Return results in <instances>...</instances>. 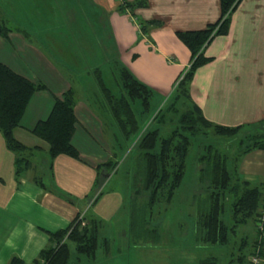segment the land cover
<instances>
[{
	"label": "crops",
	"instance_id": "1",
	"mask_svg": "<svg viewBox=\"0 0 264 264\" xmlns=\"http://www.w3.org/2000/svg\"><path fill=\"white\" fill-rule=\"evenodd\" d=\"M82 1L83 4L80 0L67 1L73 7L66 13L72 25V46L61 43L67 38L58 29L49 33L42 29L28 30L26 22L35 15L28 18L17 15V21L13 20L16 25L0 19L8 28L6 35L0 37V61L45 86L32 92L19 124L12 129V135L30 147V151L24 152L27 165L17 178L13 170L14 152L5 147L0 134V264H6L15 255L24 264H35L38 250L48 244L49 231L64 228L77 211L84 215L89 210L106 219L124 202L122 193L113 188L103 191L104 182L92 190V195L101 190L95 203L90 202L91 196H86L94 181V161L105 157L102 151L109 150L103 131L106 115L100 114L105 108L99 98L95 101L89 98L84 77L90 81V67L87 64L78 69L85 61L80 52L90 46L97 50L104 48L105 59L112 63L117 75L120 67H127L137 80L151 88L154 98H160L171 94L174 78L185 69L189 59L186 45L174 31L201 28L216 20L220 8L218 0H145V5L131 11L117 9L118 0ZM229 19L227 32L213 36L202 49L211 59L193 71L185 102L195 103L201 115L220 125L258 121L263 125L264 0H238ZM136 20L159 23L148 24L143 33L133 23ZM91 31L95 42L89 36ZM32 32L37 33V38H33ZM109 38L113 44L110 58ZM115 83L119 85L116 80ZM67 87L73 90L76 120L70 142L80 158L59 152L52 156L48 168L47 145L29 129L35 120L45 117L52 96ZM262 125L254 129L259 130ZM247 129L251 127H243L241 131ZM34 154H40L42 165L47 169L43 184L36 181L41 177L35 173ZM107 154L109 159L114 153ZM236 161L235 171L241 179L264 182L263 148H251ZM54 188L67 192L74 201L68 202Z\"/></svg>",
	"mask_w": 264,
	"mask_h": 264
},
{
	"label": "trees",
	"instance_id": "2",
	"mask_svg": "<svg viewBox=\"0 0 264 264\" xmlns=\"http://www.w3.org/2000/svg\"><path fill=\"white\" fill-rule=\"evenodd\" d=\"M237 1L218 0L220 8L216 20L207 22L201 28L174 31L179 41L186 45L189 59L185 69L181 70L174 78V84L170 91L172 102L169 108H173V102L177 99L186 101L189 96V79L193 71L197 65L211 59V56L203 54L202 49L213 36L227 32L229 14ZM145 4V0H121L116 7L120 10L131 11L133 8ZM136 23H138V29L145 33L148 24H158L159 22L136 20ZM7 29L0 21L2 36L6 35ZM93 77L95 80L93 82L95 86L97 84L100 91L102 106L110 113L122 138L128 139L129 136H134L132 144L135 145L136 155L130 173L131 191L127 220L129 236L139 240L145 238L144 235L147 231L155 232V228L146 223L148 209L160 199L167 201L170 198L183 176L184 157L190 141L189 137L200 132L205 133L207 130H212L219 135H235L242 132L243 137L238 140L236 152L232 155L218 150L210 143L204 144V151L198 156L200 162L198 178L201 183L203 182L204 196L200 201L202 207L195 215L194 234L198 240L203 242L225 243L228 240L229 231H232L239 222L252 219L254 224L256 216L264 209V182H248L241 179L235 170L236 160L241 154L251 148L264 149V124L262 125L258 121L246 125H220L208 121L201 115L199 107L190 102L186 109L178 113L175 125L163 135L159 133L157 126L147 127V123L139 130L135 114L147 109L152 94L151 88L139 79L137 80L127 67L118 69V83L123 90L118 95L111 93L110 88L103 82L99 74ZM44 87V83L30 80L0 61V134L5 147L14 152L15 178L27 165L28 158L24 152L30 151V147L21 144L12 135V129L19 124L21 114L32 92ZM52 97L53 100L45 117L35 120L29 129L32 134L43 139L47 145L48 168L51 167L52 156L59 152L80 158L76 147L70 142L76 122L73 90L71 87H67ZM133 102H137L136 107L133 106ZM149 120L148 123H151L152 120L160 122L163 120V116L157 110ZM259 125H262L263 128L255 130L254 128H258ZM247 126H250L251 129L241 131L243 127ZM116 163V161L106 159V161L94 164L96 170L94 181L91 192L86 195L91 196L90 202L95 203L94 201L101 194V190H98L92 195V190H95L107 179L106 176L115 170ZM36 181L43 184L41 179H36ZM53 190L68 202L72 203L75 199L61 189L54 188ZM226 192L230 193L232 197L230 202L232 222L230 224H225L219 217L223 206V194ZM144 193L146 194L144 195ZM79 214L80 212L77 211L64 228L49 231L48 244L38 250V254L33 260L35 264H69L68 261L72 255L70 244L73 251L76 252L74 256L81 255L89 258L94 256L99 239L98 231L101 219L91 213L84 215L82 213L80 217ZM254 228L256 235L251 242L249 254L254 252V247L257 245V255L261 259L264 222L261 235L257 236L259 232L255 224ZM154 235L156 236V234ZM101 238L104 241L107 240L105 237ZM243 245L245 242L242 238L237 253L229 258L227 264H252L241 251ZM207 262L215 264V259L212 258ZM6 264H24V262L15 255L11 256Z\"/></svg>",
	"mask_w": 264,
	"mask_h": 264
},
{
	"label": "rangeland",
	"instance_id": "3",
	"mask_svg": "<svg viewBox=\"0 0 264 264\" xmlns=\"http://www.w3.org/2000/svg\"><path fill=\"white\" fill-rule=\"evenodd\" d=\"M67 1L75 0H0V19H8L9 25H16L13 23V20L17 21V15L21 17L26 16V18H28V15H35V18L31 17V19L29 18V22H26L28 30L41 31L42 29L49 33L50 30L58 29L67 38L65 42L61 43L72 46V25L69 23L66 14L67 10L72 7V3ZM80 1L82 4L84 3L82 0ZM76 5L75 10L78 9ZM1 23L5 26L2 20ZM5 24L8 25L6 22ZM32 34L34 35L33 38H37V33L32 32ZM93 34L91 31L89 36L94 39ZM0 37L3 38L1 34ZM110 38L108 42V47L110 48L109 58L111 57V46L113 45ZM92 41L95 42L96 38ZM80 53L84 54L81 57L85 61L84 65L78 66V69H82L87 64L90 67L88 71L90 73L88 75L90 81L84 77V84L86 85L90 99L95 101L101 98L97 84L95 86L93 82L95 81L93 76H97L98 74L110 88L112 94L118 95L123 92L122 88L115 83V80L116 82L118 81L117 73L113 70L112 63L110 64L109 60L105 59L104 48L97 50L93 46H90L89 49L82 50ZM96 53H99L98 55L100 56H96ZM80 71L78 70V72ZM115 76L116 78H114ZM171 102L170 93L160 98H154L151 95L147 109L135 114L138 129L140 130V127L147 123V127L152 128V126H157L159 133L162 135L168 132L177 122L178 113L186 109L189 104L183 99H177L173 102V108H169ZM136 103L133 102L134 107H136ZM157 110L162 114L163 120L160 122L152 120L151 123H148L151 115ZM100 114L107 116V118L105 116L106 122L103 131L106 133L105 146L109 151H105V153L102 151L101 155H105V157L95 159L96 161L94 162L106 161L108 159V152L114 153L113 157L109 159L117 162L115 170L108 174L101 188L103 191L107 188H113L118 193H122L124 202L118 208H115L108 218H101L98 231L99 239L94 256L90 258L81 255L74 256L76 252L73 251L70 244L72 255L68 261L69 264H212L211 262H207L211 261L212 258L215 259V264H227L229 258L237 253L242 238L245 245L242 246L241 251L244 253L246 259L250 261L251 254H249V251L252 246L251 242L256 235L252 219L239 222L232 231H229L228 240L225 243L203 242L198 240L196 234H194L195 215L198 209L202 207L200 201H202V197L204 196L203 182L201 183L198 178V169L200 167L198 156L204 151L203 147L205 143H210L218 150L232 155L236 152L238 140L243 137L242 132L235 135H219L212 130H207L205 133L200 132L189 137L190 141L184 157L183 176L167 201L160 199L148 209L146 223L152 228L154 227L155 232L152 230L147 231L144 235L145 238L138 240L129 236L127 231L129 196L131 191L130 173L136 155L135 145L132 144L134 136L123 139L116 129L110 113L105 109L104 113ZM243 142L245 143L246 140L244 139ZM34 155L32 162L35 163V173L45 183L46 166L42 165L41 161L43 160L39 156L40 154ZM231 199L230 193L226 192L223 194V206L219 217L225 224L232 222L230 218ZM88 213H90L89 210L87 211ZM101 237H105L107 240L104 241ZM262 243L264 247V241ZM258 264H264V258L259 259Z\"/></svg>",
	"mask_w": 264,
	"mask_h": 264
},
{
	"label": "built area",
	"instance_id": "4",
	"mask_svg": "<svg viewBox=\"0 0 264 264\" xmlns=\"http://www.w3.org/2000/svg\"><path fill=\"white\" fill-rule=\"evenodd\" d=\"M118 1L120 2L121 0H118ZM133 23H135V26L138 29V23H136V21L135 22L133 21ZM80 214H79V217L81 216ZM263 222H264V209H262L260 211L259 215L256 216V218H255L254 224H255V227H256L257 231L259 232L257 234V236H259V235H261L263 233V231H262V229H263ZM257 251H258V246L256 245L254 247V252H252L251 258H250V262L252 264L259 262V256L257 255Z\"/></svg>",
	"mask_w": 264,
	"mask_h": 264
}]
</instances>
